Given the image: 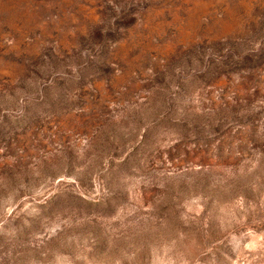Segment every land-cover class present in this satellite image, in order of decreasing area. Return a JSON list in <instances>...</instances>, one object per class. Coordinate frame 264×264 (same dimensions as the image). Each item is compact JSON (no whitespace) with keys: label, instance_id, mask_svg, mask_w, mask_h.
I'll use <instances>...</instances> for the list:
<instances>
[{"label":"rangeland","instance_id":"rangeland-1","mask_svg":"<svg viewBox=\"0 0 264 264\" xmlns=\"http://www.w3.org/2000/svg\"><path fill=\"white\" fill-rule=\"evenodd\" d=\"M0 264H264V0H0Z\"/></svg>","mask_w":264,"mask_h":264}]
</instances>
